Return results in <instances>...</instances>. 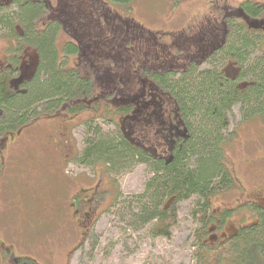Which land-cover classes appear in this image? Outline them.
I'll return each mask as SVG.
<instances>
[{"label": "trees", "instance_id": "obj_1", "mask_svg": "<svg viewBox=\"0 0 264 264\" xmlns=\"http://www.w3.org/2000/svg\"><path fill=\"white\" fill-rule=\"evenodd\" d=\"M57 1V5L53 0L0 2V38L8 42L10 63L4 69L0 67V137L20 129L41 110L83 111L89 108L86 100L96 97V92H103V99L93 104V110L105 107L109 120L112 116L107 106H115V114L119 116L130 113L138 107L134 85L152 75L166 87L173 107L189 128L190 137L183 149H177L174 159L166 163L125 136L119 125L112 137L90 127L91 135L86 138L83 150L76 153L77 160L86 165L102 163L110 172L126 170L137 162L148 164L151 176L144 192L123 206L135 225L152 224L151 232L156 237L170 236L179 203L199 198L193 212L199 223L194 230L193 244L197 264H264V204L249 201L247 204L256 221L241 223L231 232H225V225L232 218V210L225 208L217 215L213 209L216 196L238 186L227 139L234 108L239 106L244 120L264 121V55L254 56L256 47L262 46L264 52L263 43H259L264 36V1L244 0L237 6H216L220 17L212 24V20L205 23L202 26L205 34L198 39L190 37L186 43L180 37L174 40L169 35V40L159 42L158 45H169L167 55H161V51L156 53L160 46L153 45L155 41L141 25L135 21L133 24V18H125L112 6L129 10L135 0ZM59 3L62 15L67 14L70 19V31L54 15ZM10 4L16 5V9L5 11L4 7ZM99 24L104 28L98 27ZM210 28L217 34L213 41L209 40ZM62 30L79 38L81 46L86 43L84 58L97 56L94 72L86 74L77 66L63 64L64 57L69 59L70 55L80 52V45L67 39L63 45L65 53L61 55L57 38ZM92 30L101 36L94 35L91 40L92 36L85 33ZM226 34L230 40L228 37L225 40ZM144 37L152 45L139 48ZM196 39L206 40L190 49ZM31 49L38 55L36 71L23 92L13 91L10 80ZM217 54L227 56L223 58L224 67L218 63L209 69H200L207 59ZM157 57L162 70L156 67L155 73ZM96 74L99 80H95ZM2 149L0 146V175L4 169ZM70 205L75 215L80 206L76 207L75 202ZM81 243L79 240L71 251ZM13 257L17 255L13 253ZM33 263L36 264L34 260Z\"/></svg>", "mask_w": 264, "mask_h": 264}, {"label": "rangeland", "instance_id": "obj_2", "mask_svg": "<svg viewBox=\"0 0 264 264\" xmlns=\"http://www.w3.org/2000/svg\"><path fill=\"white\" fill-rule=\"evenodd\" d=\"M242 1L135 0L129 10L112 6L125 18H133V24L135 21L141 25L153 42H165L171 35L174 40L180 37L188 43L190 37L198 39L201 36L205 23L212 20V24L220 17L216 9L212 10L213 4L232 7ZM53 3L57 5L58 1L53 0ZM60 3L58 8H54V15L67 24L65 29L70 31V19L67 14L62 15ZM4 8L8 12L16 9V5ZM66 32L62 30L58 34L59 53H65L63 45L67 39L78 43L80 52L70 55L69 59L64 57L63 64L77 66L86 74L94 72L98 65L97 56L92 54V58H84L86 43L81 46L79 38ZM261 42L264 48V36L259 40ZM7 48V40L0 38V66L4 68L9 62ZM263 55L262 46L261 49L256 47L254 56L261 58ZM225 56H212L200 69H209L218 63L224 67ZM25 58L30 66L35 63L32 49ZM95 80H99V75H95ZM100 96L102 98L96 96V100L100 98L102 101L103 94ZM94 99L91 97L88 105L93 104ZM91 112L89 109L82 113L63 109L53 113L41 110L20 129L0 137L4 159L0 175V264H31L32 260L36 264H197L193 244L194 230L199 223L195 221L193 212L199 198L179 203L177 221L170 236L156 237L151 232L152 224L144 227L135 225L123 206L144 192L151 176L148 164L137 162L126 170L110 172L102 163L86 165L77 158L66 161L65 156L70 153L67 149L83 150L86 138L92 132L90 127L110 137L115 135L119 117L115 121L109 120L105 107ZM109 113L111 116L115 114ZM230 118L228 153L238 186L213 200L217 215L225 208L233 212L232 218L226 222L225 232L235 230L241 223L256 221L247 204L249 201L264 204V121L259 118L244 120L239 106L234 108ZM62 141H66V151L61 147ZM98 181L103 184L101 190L105 191L98 199L100 203L103 201L104 210L91 227L78 228L74 220L79 217L72 215L73 210L69 206L75 202L78 207V192L81 194L82 189L95 187ZM68 187H71L70 192ZM85 194L87 191L82 193L83 196ZM114 194H117L115 202L112 199ZM96 205L95 202L93 207ZM85 232L87 235L84 236ZM82 234L81 249L74 250L67 261V253L77 245Z\"/></svg>", "mask_w": 264, "mask_h": 264}, {"label": "flooded vegetation", "instance_id": "obj_3", "mask_svg": "<svg viewBox=\"0 0 264 264\" xmlns=\"http://www.w3.org/2000/svg\"><path fill=\"white\" fill-rule=\"evenodd\" d=\"M216 6L217 5L214 4L212 10H214ZM96 11H98V9ZM226 14L227 16L229 15L228 13ZM98 27L104 28V26L101 24H99ZM211 30L208 31V33L211 34L209 40L213 41L217 39V34L215 29H211ZM205 31L206 30L204 31L202 30V35L205 34ZM103 34H105V32ZM85 35H91L92 36L91 40H93L94 35L101 36L96 34L94 30H92V32L89 34L85 33ZM227 37L228 35L226 34L224 36L225 40H227ZM143 40L144 42L139 45V48H142L143 45H147V47H149V45H152L151 44L152 42L149 38L144 37ZM205 40L206 39H199V40L196 39L195 44H193L190 47V49H192L195 46H198L199 42L205 43ZM153 45L160 46L159 49L156 50V53L161 51V55L162 54L167 55L166 51H168L167 49V47L169 46L168 44L158 45V43L155 42ZM155 60L156 61L154 62L155 64L153 69H155V73H157L156 69L160 68L162 70L161 68L162 66L161 64H159V57H157ZM24 64L26 68L27 66H29V64L25 62ZM4 66L8 67L10 66V63L8 62ZM1 68L4 69V67ZM20 76H21L20 72L17 71V73H15L12 76V79L10 81L19 78ZM28 82L29 80L25 79L24 81L12 86L11 90L17 92H23ZM134 87L137 88L134 89L136 91L134 98L136 101H138L137 102L138 107L132 109L130 113H127L125 115L119 116L114 114V116H112L114 118L111 117V119L115 121L116 117L118 116L121 117L119 128L121 129V131L124 133L125 136L129 137L133 141H136L142 148H144L148 152H151L154 157L156 158L158 157L161 160H164V162L169 163L174 159L175 152L177 151V149L182 150L184 143L186 142L187 139H189L190 137L189 128L181 113L177 112L176 107H173L174 103L172 97H170V93L166 90V87L159 84L158 81H156L152 75L148 78H143L142 80H139L138 85H134ZM101 93L103 94V92ZM101 93H97L98 94L97 97H101L100 96ZM141 99L145 100L144 103L140 102ZM86 101L88 102V100ZM93 101H94L93 104H95V102H99L101 101V99L97 98L96 100L95 97ZM93 104L88 105L89 108H87L89 110H92V112L94 111ZM107 107L108 110L112 112H115L116 110L115 106L112 107L107 106ZM63 110L66 111L67 109L65 108ZM69 112L82 113L83 111H76V112L69 111ZM139 115L140 117H138ZM185 128H187V131L184 130ZM62 136L64 135L62 134ZM66 146H67L66 141H62L61 147L65 149ZM70 147L73 149L71 143H70ZM67 152L70 153L67 156H65L66 161L68 159H70L71 161L76 158V153H77L76 151L67 149ZM97 184L95 185V187L89 188L88 190L82 189L80 191L81 192L80 197L76 196L77 199L79 198L78 200L80 203L79 206L83 207L82 209L81 208L80 210L76 209L77 211H75L79 217L75 219L78 228L85 227L87 225L91 227L98 214L104 210L103 201L100 203L98 199L100 194H104L105 191L101 190V187H103L101 181H98ZM84 190L87 191V194L83 196L82 193H86V191L84 192ZM90 191L92 192L88 194V192ZM95 202L97 205L96 207H93ZM85 216H88L89 218H86ZM92 216H94V218ZM85 234L87 235L86 232ZM84 236L82 234L80 241L83 239ZM79 249H81V245L75 250L77 251ZM72 254H73L72 251L67 253V261Z\"/></svg>", "mask_w": 264, "mask_h": 264}, {"label": "water", "instance_id": "obj_4", "mask_svg": "<svg viewBox=\"0 0 264 264\" xmlns=\"http://www.w3.org/2000/svg\"><path fill=\"white\" fill-rule=\"evenodd\" d=\"M34 60H35V63L33 65H31V66L29 65V66H27V68H26V66H24L21 69V71H22L21 76L19 78L14 79L11 82V84L13 86L16 85L17 83H20V82L24 81L25 79H30V77L33 76V74L36 71V67H37V63H38V55L37 54L34 55ZM30 68L32 70L31 71L29 70V72H28V69H30ZM186 131H187V129H186Z\"/></svg>", "mask_w": 264, "mask_h": 264}]
</instances>
